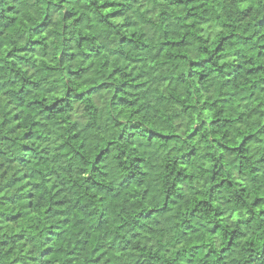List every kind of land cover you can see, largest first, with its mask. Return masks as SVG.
<instances>
[{
	"label": "trees",
	"instance_id": "obj_1",
	"mask_svg": "<svg viewBox=\"0 0 264 264\" xmlns=\"http://www.w3.org/2000/svg\"><path fill=\"white\" fill-rule=\"evenodd\" d=\"M0 264H264V0H0Z\"/></svg>",
	"mask_w": 264,
	"mask_h": 264
}]
</instances>
